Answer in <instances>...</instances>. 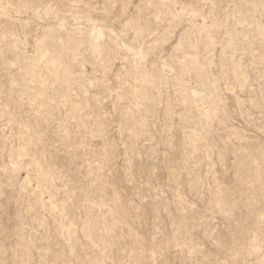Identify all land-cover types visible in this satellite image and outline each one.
<instances>
[{"label":"rangeland","instance_id":"374dc122","mask_svg":"<svg viewBox=\"0 0 264 264\" xmlns=\"http://www.w3.org/2000/svg\"><path fill=\"white\" fill-rule=\"evenodd\" d=\"M0 264H264V0H0Z\"/></svg>","mask_w":264,"mask_h":264}]
</instances>
